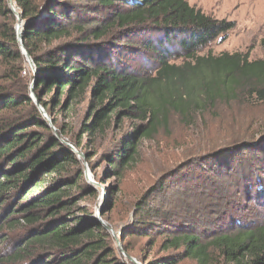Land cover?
I'll return each instance as SVG.
<instances>
[{
    "label": "trees",
    "instance_id": "obj_1",
    "mask_svg": "<svg viewBox=\"0 0 264 264\" xmlns=\"http://www.w3.org/2000/svg\"><path fill=\"white\" fill-rule=\"evenodd\" d=\"M139 1L0 0V264H133L92 210L98 192L70 147L82 152L81 141L69 145L63 141L68 131H53L31 98L33 82L49 115L87 104L82 137L98 140L132 120L103 155L108 174L118 179L136 164L144 140L170 128L172 116L193 128L199 116L216 114L221 105H264V58L200 55L233 29L230 24L186 0ZM13 3L35 64L31 80L23 76L26 57ZM263 143L264 129L237 134L170 172L202 164L205 172L196 181H204L200 193L221 199L216 210L222 223L213 222L218 228L196 218L204 210L195 203L183 218L157 212L149 202L153 191L136 211L154 222L122 232L121 241L160 228L162 252L173 253L141 264H264V220L255 223L231 210L235 197L264 206ZM209 175L215 179L206 183ZM222 181H231L233 198ZM113 209L105 206L104 221L112 223Z\"/></svg>",
    "mask_w": 264,
    "mask_h": 264
},
{
    "label": "rangeland",
    "instance_id": "obj_2",
    "mask_svg": "<svg viewBox=\"0 0 264 264\" xmlns=\"http://www.w3.org/2000/svg\"><path fill=\"white\" fill-rule=\"evenodd\" d=\"M132 1L138 2L137 0ZM186 1L209 17L225 21L233 27L229 33L222 35L208 47L202 49L200 55L220 56L223 53H243L249 54L251 60L264 58V49L261 46V41L264 39V0ZM11 7L18 19L17 13L19 12L15 3ZM32 68L26 59L23 76L29 80L35 74V68H33L34 70ZM49 116L52 123L58 124V127L54 125L51 127L56 134L59 130L68 131L67 138L63 139L65 143L81 141L82 152L73 145H69L78 152L85 167V174L88 173V179L87 176L86 179L88 182L91 181L89 183L98 192L97 198L92 201V210L95 215L99 213L102 215L106 205L114 206L108 215L112 223L107 221L105 223L114 229L122 246L124 245L130 250L129 256L139 263L145 259L153 260L172 254L173 251L162 252L161 245L164 237L157 234L161 231H158L160 228L156 227H153L148 236L132 235L126 241H121L122 232H129L134 228L146 230L142 228V224L138 223L154 222L152 218L140 217L136 211L137 203L155 191L149 202L157 212L167 211L183 218L186 209L195 203L198 211L204 210V213L196 214V218L201 223L204 225L210 223L209 228L222 223V220L217 222L220 216L219 211L216 210V204L221 199H214V197L199 192L198 184L204 181H198L200 182L198 183L196 178L205 172L201 171L202 164L187 165L179 171L170 172L175 168L179 169L178 166L190 158L202 156L203 153L232 136L244 135L246 132L255 133L256 130L264 129V105L262 104L254 106L221 105L216 114L199 116L197 124L193 128L185 127L174 115L168 130L162 129L153 139L142 142L136 164L126 170L121 179H118L108 174V166L103 161V155L106 151L114 149V143L128 128L133 126L132 120H126L122 129L115 127L106 136H100L96 140L89 134L81 136V127L88 118L86 103L75 105L67 113L61 109L55 110ZM251 153L253 154L254 151ZM209 178L211 179H206V183L215 179L212 175H209ZM183 181H187V183L180 184ZM217 181L220 185V179ZM230 182L222 181L221 184L231 192L229 197L233 198L234 193L232 194ZM189 192L194 196L187 199L186 194ZM164 201L165 203H163ZM232 202L231 210L238 209L240 213L244 211V214H248L249 220L255 223L264 220V206L261 203H248L238 197H235ZM168 219L172 220V217H168ZM216 227L218 228V225ZM181 264L196 263L192 260H185Z\"/></svg>",
    "mask_w": 264,
    "mask_h": 264
},
{
    "label": "water",
    "instance_id": "obj_3",
    "mask_svg": "<svg viewBox=\"0 0 264 264\" xmlns=\"http://www.w3.org/2000/svg\"><path fill=\"white\" fill-rule=\"evenodd\" d=\"M17 16H18V21H19V24L17 26V32H18V40H19V43H20V46H21V51L23 53V55L26 57L29 65L33 68H35V64L33 62V59L31 58V56L29 55V53L27 52L25 46H24V43H23V35H24V28H25V25L24 23L22 22L21 20V16L19 13H17ZM34 76L36 75V69L34 71ZM34 85H35V82H33V85H32V95H31V98L33 99V101L35 102L36 106L38 107L39 111L41 112V114L44 116V118L47 120V122L49 123V126L50 127H53V123H52V120L50 119V116L48 115L47 111L40 105V103L38 102L35 94H34ZM74 151V150H73ZM75 153L78 154V152L74 151ZM86 176H87V179H88V173H86ZM91 182V181H89ZM96 217L98 218V220L100 221V223L109 231V233H111L113 235V237L115 238L116 240V243H117V246L120 250V252L127 258L130 260V262H132L133 264H141L139 263L136 259H134L133 257L129 256L128 254L125 253L124 249H123V246L120 242V240L118 239L115 231L113 228L109 227L105 221L102 219V215L101 213H99L98 215H96Z\"/></svg>",
    "mask_w": 264,
    "mask_h": 264
},
{
    "label": "built area",
    "instance_id": "obj_4",
    "mask_svg": "<svg viewBox=\"0 0 264 264\" xmlns=\"http://www.w3.org/2000/svg\"><path fill=\"white\" fill-rule=\"evenodd\" d=\"M138 2H140V1L138 0ZM32 70H34V69L32 68Z\"/></svg>",
    "mask_w": 264,
    "mask_h": 264
}]
</instances>
